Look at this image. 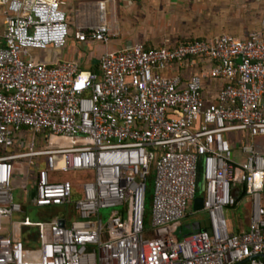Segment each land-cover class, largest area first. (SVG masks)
Returning a JSON list of instances; mask_svg holds the SVG:
<instances>
[{
	"label": "built area",
	"instance_id": "1",
	"mask_svg": "<svg viewBox=\"0 0 264 264\" xmlns=\"http://www.w3.org/2000/svg\"><path fill=\"white\" fill-rule=\"evenodd\" d=\"M98 8L77 42L110 41ZM0 16V264H264L263 28L134 43L82 68L34 60L71 36L59 0H0ZM15 188L62 211L12 222L27 203ZM199 191L193 223L207 225L181 233ZM244 202L246 226L230 230L225 209Z\"/></svg>",
	"mask_w": 264,
	"mask_h": 264
},
{
	"label": "crops",
	"instance_id": "2",
	"mask_svg": "<svg viewBox=\"0 0 264 264\" xmlns=\"http://www.w3.org/2000/svg\"><path fill=\"white\" fill-rule=\"evenodd\" d=\"M100 1L104 2V22L112 33L110 41L106 44L98 42H77L72 36V33L77 26H87L99 21L98 2ZM249 1L250 5L252 7L254 6L253 8L259 13V16L254 17L253 19H257L264 29V0ZM59 2L66 14L67 24L71 33L69 38L72 39L70 44L71 47L69 49L68 40L67 44L56 53H53L52 48H47L41 50L39 53H35L38 60L42 62L75 60L81 65L82 60H85V65L87 67L94 68L93 66H97L95 60H98L100 53L104 51L122 49L134 43H140L144 47L149 48L159 46L165 41L178 42L180 40L199 38V36H195L179 39L180 36L178 31L158 28L160 15L157 17L156 21H148V19L154 18L151 16L152 12L156 13L158 11L166 13L165 11H173L174 3L184 4L188 3V0H59ZM2 30L3 24L0 16V35ZM248 33L249 32L243 35H247ZM218 34H222V32ZM218 34L202 37H211ZM21 191L22 196L20 201L27 202L26 206H32L30 203L32 192L30 191V198L28 197V200L26 201L27 194L25 191ZM18 219L19 217L14 216L11 218L12 222ZM5 226L6 230L3 233H11V222L5 221ZM245 226L246 217L245 224L241 227L244 228ZM18 231L19 232L15 233L16 236L23 239L26 246H37V237L34 229L22 227Z\"/></svg>",
	"mask_w": 264,
	"mask_h": 264
},
{
	"label": "rangeland",
	"instance_id": "3",
	"mask_svg": "<svg viewBox=\"0 0 264 264\" xmlns=\"http://www.w3.org/2000/svg\"><path fill=\"white\" fill-rule=\"evenodd\" d=\"M249 2V0H188V3L184 4L174 3L173 11H165L166 13L158 11L156 13L152 12L151 16L154 18L148 19V21H156L160 15L158 28L178 31L179 39L195 36L202 37L221 32L243 35L258 28H263L257 19H253L254 17H258L259 13L256 12V9L253 8L254 6L252 7ZM258 23L259 25L257 26ZM68 40L70 49L72 39L69 38ZM39 52L41 50L35 51V53ZM34 60H38V58L34 56ZM81 65L82 68L87 67L85 60H82ZM27 138L30 139L31 134H28ZM59 176L63 179L65 174H59ZM151 189L152 183L150 182L148 184V190ZM200 193L199 191L198 195ZM13 196L15 200L20 201L22 191L15 188L13 190ZM246 206L247 202H244V205H237L233 208L225 209V217L230 230L241 228L245 224L244 210H246ZM145 208L147 216L145 224L149 226L151 224L149 201H146ZM114 209H118V207L99 209V215L103 222L107 221ZM192 209L190 207L188 214L180 221L184 231L187 229L185 228L187 224L206 218L207 214L204 210L193 211ZM61 211V207L37 208L29 205L25 208L26 213L15 215L14 217L22 218V215H27L31 221H37L43 219L48 214L59 213Z\"/></svg>",
	"mask_w": 264,
	"mask_h": 264
},
{
	"label": "water",
	"instance_id": "4",
	"mask_svg": "<svg viewBox=\"0 0 264 264\" xmlns=\"http://www.w3.org/2000/svg\"><path fill=\"white\" fill-rule=\"evenodd\" d=\"M61 48H56L53 49V53H56L60 50ZM98 60H95V62H97ZM202 202H203V198L200 195L195 196L194 200H193V204H192V208L193 210H200L202 208ZM58 223L60 226L64 225V221L62 219L58 220ZM204 225H207V221L205 222H198V223H191L186 225L185 228L190 229V230H197L199 228H203Z\"/></svg>",
	"mask_w": 264,
	"mask_h": 264
},
{
	"label": "trees",
	"instance_id": "5",
	"mask_svg": "<svg viewBox=\"0 0 264 264\" xmlns=\"http://www.w3.org/2000/svg\"><path fill=\"white\" fill-rule=\"evenodd\" d=\"M180 41H182V40H180ZM94 68L96 67V66H93ZM146 201H149V190H148V192H147V195H146ZM52 214V213H51ZM51 214H48V215H46V216H44V219H48L50 216H51ZM147 217V216H146ZM180 231H181V233H187L188 231H189V229H186L185 231L182 229V227H180Z\"/></svg>",
	"mask_w": 264,
	"mask_h": 264
}]
</instances>
